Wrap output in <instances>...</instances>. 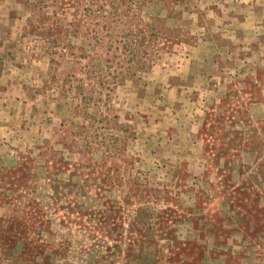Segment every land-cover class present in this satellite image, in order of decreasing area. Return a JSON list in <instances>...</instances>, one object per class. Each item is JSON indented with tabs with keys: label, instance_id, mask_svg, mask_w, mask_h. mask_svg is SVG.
Listing matches in <instances>:
<instances>
[{
	"label": "rangeland",
	"instance_id": "374dc122",
	"mask_svg": "<svg viewBox=\"0 0 264 264\" xmlns=\"http://www.w3.org/2000/svg\"><path fill=\"white\" fill-rule=\"evenodd\" d=\"M0 264H264V0H0Z\"/></svg>",
	"mask_w": 264,
	"mask_h": 264
}]
</instances>
